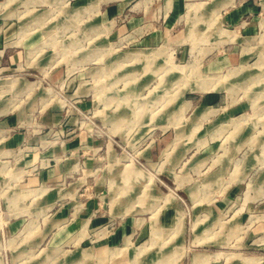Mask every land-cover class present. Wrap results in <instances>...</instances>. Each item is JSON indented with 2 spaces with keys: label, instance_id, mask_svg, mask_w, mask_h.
<instances>
[{
  "label": "rangeland",
  "instance_id": "rangeland-1",
  "mask_svg": "<svg viewBox=\"0 0 264 264\" xmlns=\"http://www.w3.org/2000/svg\"><path fill=\"white\" fill-rule=\"evenodd\" d=\"M241 1L0 0V264H264V0L244 35L221 19ZM132 11L170 29L159 48L115 32ZM45 168L52 208L26 185ZM71 197L96 205L52 224Z\"/></svg>",
  "mask_w": 264,
  "mask_h": 264
},
{
  "label": "crops",
  "instance_id": "crops-1",
  "mask_svg": "<svg viewBox=\"0 0 264 264\" xmlns=\"http://www.w3.org/2000/svg\"><path fill=\"white\" fill-rule=\"evenodd\" d=\"M260 9L262 10V7H259V3H253V2H248L244 4V0L236 3L234 5L229 6L228 8H224L221 12V19H222V25L226 26V27H230V28H234L236 30V32H240L241 34L244 35V33L246 34H250V33H258L263 30L262 28V24L260 22V20L262 19L261 15L262 12L260 11ZM132 10V8L130 9V11ZM125 12V6L124 4H120V5H115V6H111L110 11L108 10V12H104V14H107L108 16H113L116 15L118 13H123ZM126 14V13H125ZM145 15V17H144ZM264 23V22H263ZM165 24V23H164ZM163 23L158 24V23H152L149 21V19L146 17V14L142 12H138V11H132L128 14L125 15L124 19H121L120 21H117L116 26L114 28L116 33H125L126 31L130 30V31H136L139 30L140 32H145L144 34V45L145 47H142L141 49H146L149 51V49H155L156 47H160L159 45H161V43H159L160 41H162L163 37H164V33L170 29H168L166 27V24L164 25ZM175 26V24H172V27ZM242 35V38L244 37ZM236 45H234L233 47H235ZM130 51H134L129 49ZM127 50V51H129ZM152 51V50H151ZM126 52V51H125ZM129 57V56H127ZM218 58V57H217ZM221 59V60H220ZM219 60L220 63H225V64H237V63H242V58L237 56V53H235V51L231 50L230 52H226L225 55L219 56ZM60 74L57 73L56 71L51 73L50 78L52 79H60ZM10 123H8L7 121H3L1 123V127H7ZM25 138V135L22 134V132H15L11 137H8L6 139V143L7 144H11L14 145L16 143L22 142V140ZM36 140L40 139L35 137ZM249 139H247V137L244 135V143L247 142ZM75 142H78V139H75L74 141H72V143L75 144ZM69 143H71V141H69ZM242 144V142L240 143ZM72 145V144H71ZM253 157L252 154L251 155H247L246 157L243 158V168L245 170H251V166H252V161ZM138 172V171H136ZM57 172L55 168H45L44 170L40 171L39 173L33 174L30 177H27V184L29 187H35V191L40 190L42 192H44V194L39 195V199L40 197H42L43 199L41 200V202L45 203V207L48 208H52L55 206V203L53 202L55 200V192H52V186H51V182H53V180H55V178L57 177ZM264 175H260L261 178V182L264 181ZM150 179V178H149ZM48 181V182H47ZM149 185V184H148ZM178 185L174 187V189H177ZM260 189V188H259ZM170 193H174L175 195L176 192H174L173 190L169 189ZM36 191V192H37ZM186 191L189 194V197L196 202V197H195V192L193 191V189H186ZM260 192V191H259ZM174 194H172V197L175 196ZM71 195H73V193L71 192ZM169 198V197H168ZM167 198V200H169ZM229 202L228 197H223L218 201H214L212 204L210 205V208L212 209L211 211H213V213H218V212H222L223 209L227 206ZM95 203L94 202H89L86 201L85 203H81V202H74V198L71 197V199H67L66 201H64L61 206L59 208H57V211L55 212V216H54V220L52 221L53 223H59V222H65L67 219H71L70 223L71 224H78V223H83L84 219L86 216H88V211L91 208L95 207ZM77 208H80L81 211L77 214ZM181 222V219L179 220ZM67 222V221H66ZM180 227L181 224H180ZM179 227V228H180ZM264 227V225H263ZM262 227V228H263ZM195 228V227H194ZM261 227H256V231H259L262 229ZM146 249V247L144 249H141L142 251H144ZM89 249L87 250H83L82 254L83 255H87L89 256ZM114 251L110 248L107 247H101L97 250V254L99 255V257H111L113 255ZM153 255V254H152ZM104 256V257H103ZM202 255L199 253H195L193 255V264L197 263V259L200 258ZM152 257V256H151ZM181 258V256H180ZM179 260V258H178Z\"/></svg>",
  "mask_w": 264,
  "mask_h": 264
},
{
  "label": "bare ground",
  "instance_id": "bare-ground-1",
  "mask_svg": "<svg viewBox=\"0 0 264 264\" xmlns=\"http://www.w3.org/2000/svg\"><path fill=\"white\" fill-rule=\"evenodd\" d=\"M147 55L149 54V53H146ZM202 86V85H201Z\"/></svg>",
  "mask_w": 264,
  "mask_h": 264
}]
</instances>
